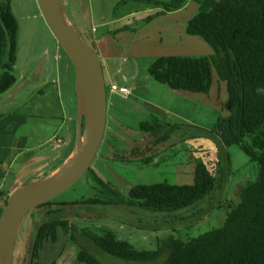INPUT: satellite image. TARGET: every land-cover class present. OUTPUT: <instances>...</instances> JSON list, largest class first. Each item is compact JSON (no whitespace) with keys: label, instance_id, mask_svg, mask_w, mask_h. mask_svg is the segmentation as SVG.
<instances>
[{"label":"rangeland","instance_id":"1","mask_svg":"<svg viewBox=\"0 0 264 264\" xmlns=\"http://www.w3.org/2000/svg\"><path fill=\"white\" fill-rule=\"evenodd\" d=\"M121 1L62 0L72 22L100 57L107 87L106 128L89 170L124 196L137 185L162 182L177 186L191 185L197 155L187 151L193 150L190 149L192 146L200 147L211 152L204 160L212 162L215 159L214 140L218 139L229 153L232 176L221 198L215 195L214 199L202 204L201 211L197 213L199 216L180 223L171 221V214L148 213L136 206L69 207L67 215L71 223L78 225L74 242L71 241L70 234L59 232L55 244L45 245L38 264H79L77 255L80 246L86 247L88 253L102 264H161L165 256L147 262L117 259L88 242L80 230L89 228L95 232L96 229L105 228L113 231L119 239L146 251L160 248L161 241L169 235L168 231L172 233L171 226L183 237H197L223 223L227 213L225 205L231 201L233 204L237 203L238 190L253 181L258 172L257 165L251 163L233 144L227 125L217 124L229 112L225 83L218 80L214 69L208 96L186 93L180 95L158 84L148 74L149 66L160 56L198 58L213 54L212 49L201 38L186 33L188 21L197 13V5L188 1L182 9L156 16L151 22L145 23L147 17L163 8L149 9L142 5V11L129 13V8L136 7L129 2L128 6L119 7L117 13L120 16L124 13L127 16L129 13L131 16L123 22L117 19L116 23L114 13ZM161 1L169 3L171 0ZM0 2H9L18 23L17 58L12 70L16 82L4 94H0V140H10L15 153L18 152L17 146L24 153L12 155V158H16L6 177L0 179V192L5 193L7 189L14 192L28 183L47 177L45 175L50 173L52 165L60 167L65 161L66 150L68 146L70 149L69 144L74 137L75 94L74 72L70 62L43 19L37 1ZM92 27L97 29L93 34ZM125 29L127 30L121 32ZM112 82L118 86L134 87L141 97L149 99L151 103L148 101L147 105L137 100L139 94L136 95L134 91L132 94L136 98L131 97L129 100L112 94L108 90ZM151 117L170 124L176 131L172 142L156 148V161L141 166L139 159L130 157L129 153L135 146L146 148L149 144V139L139 132L138 127L140 123L151 120ZM14 129L12 135L3 132L6 130L10 133ZM212 129L213 136L208 134V137H213L212 141L201 138L183 143L179 139L181 133H186L189 138L192 135L204 136L202 130ZM64 141L68 144L66 149L62 146ZM59 152L62 155L58 157ZM126 157L128 161L120 159ZM55 159L58 161L55 162ZM0 169L6 168L1 165ZM88 171L52 202L62 204L91 198L94 194V182ZM1 199L3 200L2 197ZM220 199L221 209L217 207ZM43 211V208H38L24 216L14 253V264H24L28 259L34 232L41 223L37 219L43 217Z\"/></svg>","mask_w":264,"mask_h":264},{"label":"trees","instance_id":"2","mask_svg":"<svg viewBox=\"0 0 264 264\" xmlns=\"http://www.w3.org/2000/svg\"><path fill=\"white\" fill-rule=\"evenodd\" d=\"M188 1L197 5V13L188 21L186 33L201 38L213 54L198 58L160 56L153 60L148 74L155 82L175 92L208 96L214 69L218 80L225 83L229 112L217 124L227 125L233 144L251 163L257 165L256 178L238 190L237 203H223L227 209L223 223L197 237H183L171 226L172 233L168 231L169 235L161 241V247L146 251L119 239L113 231L105 228L96 229L95 232L83 228L81 235L106 254L128 262L155 261L165 256L161 264H264V0H171L169 3L161 0H122L116 7L114 18L118 19L119 7L128 6L129 2L136 5L129 8V13L142 11V5L149 9L163 8L147 17L145 23H148L156 16L182 9ZM17 37L18 23L10 4L0 2V94H4L16 82L12 70L17 58ZM138 130L150 140L146 148L135 146L129 153L130 157L139 159L141 166L152 164L157 156L156 148L172 142L176 131L175 127L156 117L140 123ZM5 131V134L12 135L15 129L10 133ZM202 131L204 136L192 135L188 138L186 133H181L179 139L183 143L201 138L213 140V137H208V134L213 136V129ZM74 139L75 136L64 160L72 152ZM214 141L215 159L212 162H205V156L209 157L211 152L200 147L192 146L190 149L194 151H187L197 155L191 185L177 186L166 182L137 185L124 196L89 170L94 182L91 198L62 204H55L51 200L38 207L44 209L40 218L43 221L34 232L29 256L24 264H38L45 245L56 243L59 232L70 234L74 242L78 225L71 223L67 215L69 207L136 206L148 213L171 214V221L176 223L195 219L203 203L214 199L215 195L222 197L232 176L228 151L218 139ZM17 147L18 152L15 153L10 140H0V166L6 168L0 169V179L5 178L10 170L16 158H12V155H24ZM120 159L128 161L127 157ZM12 193L8 189L5 193L0 192L3 198L0 200V213ZM221 204L220 199L219 209L222 208ZM182 213L189 215L183 216ZM16 246L17 242L14 252ZM77 262L102 264L83 246H80Z\"/></svg>","mask_w":264,"mask_h":264},{"label":"water","instance_id":"3","mask_svg":"<svg viewBox=\"0 0 264 264\" xmlns=\"http://www.w3.org/2000/svg\"><path fill=\"white\" fill-rule=\"evenodd\" d=\"M43 19L74 71L72 152L51 175L16 189L0 215V264H13L24 216L75 185L99 150L107 121V87L100 57L69 17L62 0H36Z\"/></svg>","mask_w":264,"mask_h":264},{"label":"crops","instance_id":"4","mask_svg":"<svg viewBox=\"0 0 264 264\" xmlns=\"http://www.w3.org/2000/svg\"><path fill=\"white\" fill-rule=\"evenodd\" d=\"M76 5H77V7H79L78 6V4L76 3ZM129 16H131L130 14H128L127 16H125V13L123 14V15H119L118 14V19H120L121 20V22H123V21H125V20H127L128 19V17ZM115 22L117 23V18H115ZM93 30V31H92ZM97 31V29L95 28V27H92L91 28V33L93 34V32H96ZM102 37H103V35H101L100 36V39H102ZM110 85H117L116 83H114V82H112ZM122 86V85H121ZM124 86V85H123ZM127 87V86H126ZM128 88V87H127ZM128 89H130V94L129 95H127V96H123V95H120V94H118V96H120V98L121 97H124V99L125 100H129L131 97H133L134 99L136 98L132 93H133V91L134 92H136V95L137 94H139V96L136 98L137 100H140V101H142L144 104H147L148 105V101H149V99H145V98H143V97H141L142 95L138 92V90L137 89H134V87H132V88H128ZM111 92V91H110ZM112 94H117L116 92H111ZM177 93V92H176ZM178 94H180V95H183V93L182 92H178ZM149 103H151L150 101H149ZM157 104H159V103H157ZM153 105L155 106V107H157L158 109L160 108L159 106H157L155 103H153ZM160 106H161V104H159ZM108 118H109V116H108ZM62 146L63 147H65V149L67 148V146H68V144H66V142L64 141L63 142V144H62ZM64 149V150H65ZM63 150V151H64ZM61 154V152H59V153H57V155H60ZM56 170V168L54 167V168H51V170H50V173H52L53 171H55ZM49 173V174H50Z\"/></svg>","mask_w":264,"mask_h":264},{"label":"built area","instance_id":"5","mask_svg":"<svg viewBox=\"0 0 264 264\" xmlns=\"http://www.w3.org/2000/svg\"><path fill=\"white\" fill-rule=\"evenodd\" d=\"M110 91L112 92H117L121 95H128L130 93L129 89H127L126 87L124 86H116V85H111L110 86Z\"/></svg>","mask_w":264,"mask_h":264},{"label":"clouds","instance_id":"6","mask_svg":"<svg viewBox=\"0 0 264 264\" xmlns=\"http://www.w3.org/2000/svg\"><path fill=\"white\" fill-rule=\"evenodd\" d=\"M66 3H67V2H66ZM65 8H66V7H65ZM66 11H67V9H66ZM67 13H68V12H67ZM68 15H69V13H68ZM69 17H70V16H69ZM74 24H75V23H74ZM97 55H98V54H97ZM110 86H111V85H109V87H108V90H109V91H110ZM116 86H118V85H116ZM124 87H126V86H124ZM126 88H127V87H126ZM127 89H128V88H127ZM129 91H130V89H129ZM111 92H112V91H111ZM116 93H117V92H116ZM117 94H119V93H117ZM129 94H130V93H129ZM129 94H128V95H129ZM120 95H121V94H120ZM123 96H124V95H123ZM126 96H127V95H126ZM149 142H150V140H149ZM155 161H156V160H155ZM58 168H59V167H57L56 170H57ZM56 170H55V171H56ZM55 171H53L52 173H54ZM52 173L48 174L47 176L51 175ZM44 178H45V177H44ZM37 208H38V207H37ZM35 209H36V208H35ZM30 212H31V211H30ZM37 220H41V222L43 221V220L40 219V218H38ZM21 223H22V222H21ZM20 228H21V225H20ZM22 229H23V228H22ZM19 231H20V229H19ZM21 232H22V230H21ZM18 235H19V232H18ZM18 235H17V238H18ZM17 238H16V242H17ZM16 242H15V244H16ZM31 244H32V243H31ZM54 244H55V243H54ZM14 247H15V246H14ZM14 253H15V252L13 251V264H14V260H15V259H14ZM52 263H53V262H52ZM54 264H55V262H54Z\"/></svg>","mask_w":264,"mask_h":264},{"label":"flooded vegetation","instance_id":"7","mask_svg":"<svg viewBox=\"0 0 264 264\" xmlns=\"http://www.w3.org/2000/svg\"><path fill=\"white\" fill-rule=\"evenodd\" d=\"M68 4V3H67ZM34 211V210H33Z\"/></svg>","mask_w":264,"mask_h":264}]
</instances>
